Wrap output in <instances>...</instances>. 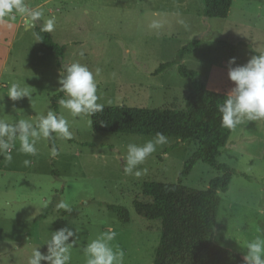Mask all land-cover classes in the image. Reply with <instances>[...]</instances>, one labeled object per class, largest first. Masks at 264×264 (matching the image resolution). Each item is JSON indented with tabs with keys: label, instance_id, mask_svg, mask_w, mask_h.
<instances>
[{
	"label": "rangeland",
	"instance_id": "1",
	"mask_svg": "<svg viewBox=\"0 0 264 264\" xmlns=\"http://www.w3.org/2000/svg\"><path fill=\"white\" fill-rule=\"evenodd\" d=\"M24 4L42 10L35 26L26 25L28 17L18 10L0 18V118L10 122L46 114L61 92L58 81L64 67L73 62L94 73L98 103L181 111L192 90L191 80L178 74L177 65L153 75L161 64L175 61L181 48L198 42L180 65L197 72L207 90L226 94L234 86L227 75L228 60L235 57L236 65H243L251 50L264 52V0H233L225 19H206L203 0H24ZM52 17L55 27L47 32L62 48L61 59L36 41L35 28ZM153 20L160 23L159 29L149 27ZM220 42L236 47L232 56ZM12 83L27 87L30 97L11 101L6 93ZM56 103L57 115L69 120L72 132L71 139H53L58 155L51 154L48 140L40 139L35 156L20 153L18 143L11 163L0 156V264H27L36 246L46 254L44 243L51 233L65 227L75 233L69 264H86V245L109 230L117 233L111 243L124 251V264H152L161 223L138 216L133 200L145 182L177 183L195 143L179 144L164 155L178 142L168 138L139 166L140 177L126 176V146L143 145L154 137L94 132L89 117L73 118ZM24 160L30 164L25 166ZM217 161L236 175L228 191L220 194L214 242L243 256L242 242L264 235V120L232 130ZM220 175L198 162L182 185L205 190ZM60 202L73 211L60 213ZM107 205L127 209L129 222H119Z\"/></svg>",
	"mask_w": 264,
	"mask_h": 264
},
{
	"label": "trees",
	"instance_id": "2",
	"mask_svg": "<svg viewBox=\"0 0 264 264\" xmlns=\"http://www.w3.org/2000/svg\"><path fill=\"white\" fill-rule=\"evenodd\" d=\"M232 2L233 0H203V16L206 19H225ZM35 35L39 36L38 43L43 48L54 53L58 59L63 57L62 48L43 27H36ZM219 45L225 47L230 56L236 49L227 43L220 42ZM196 48L198 42L181 48L175 61L161 64L153 73L157 76L177 65L178 74L191 80L192 90L183 110L105 106L102 112L89 118L90 126L92 131L98 133L147 137H154L157 132L163 133L167 138L178 141L165 150L164 155L168 150L188 141L196 145V149L184 163L177 183L145 182L141 192L133 200V208L138 216L150 221L159 220L161 223L159 243L152 264H243V256L214 242L213 228L221 201L220 194L228 191L236 171L217 161L232 133V130L221 126V114L218 112V105L226 99V93L207 90L197 72L180 65L185 56ZM250 54L253 56L258 53L251 50ZM63 94L61 91L54 97L49 110L57 114L56 101ZM48 147H55L53 139L48 140ZM198 162L221 174L212 179L205 190L182 185ZM106 209L115 214L119 222H129V212L124 207L107 205ZM58 211L68 215L73 210Z\"/></svg>",
	"mask_w": 264,
	"mask_h": 264
},
{
	"label": "clouds",
	"instance_id": "3",
	"mask_svg": "<svg viewBox=\"0 0 264 264\" xmlns=\"http://www.w3.org/2000/svg\"><path fill=\"white\" fill-rule=\"evenodd\" d=\"M14 10L26 14L28 18L25 23L29 26H35L36 21L41 20L43 16L42 10L27 8L24 0H0V18L9 15ZM42 27L45 31H53L55 17L49 18ZM149 27L159 29L161 25L153 20ZM36 41H40L38 35ZM228 65L227 75L234 86L225 95L226 99L218 105L221 126L235 130L246 122L264 120V52L251 56L243 65H236V58L231 57ZM99 71L100 69H96V74ZM58 82L66 97L61 98L58 103L71 117L90 118L104 110L105 105L98 103L101 97L97 94L94 73L86 65L73 62L65 66L64 73ZM6 95L11 101H18L25 97L29 98L30 92L27 87L12 83ZM2 99L3 96H0V100ZM0 107L3 108V105L0 104ZM70 127L69 120L63 114L57 115L52 110H48L46 114H40L35 120L18 119L10 122L0 118V156L11 163L12 152L17 143L19 144L17 150L20 153L35 156L38 152L36 147L38 140L71 139ZM167 143V136L157 132L153 139L147 140L143 145L128 144L124 174L140 177L139 166L157 151L158 146ZM51 154L58 155L55 147L51 149ZM23 164L28 166L30 161L24 160ZM57 208L67 212L72 210L65 202H60ZM116 235L114 230H109L99 233L92 239L84 248L86 264H124V251L111 243ZM74 237V231L67 227L56 230L44 243L47 245L46 254L38 250L39 246L34 247L27 264H41V261H45L46 264H69ZM70 238L74 239L69 242ZM240 246L244 252L243 264H264V235H258L250 241L245 240Z\"/></svg>",
	"mask_w": 264,
	"mask_h": 264
}]
</instances>
